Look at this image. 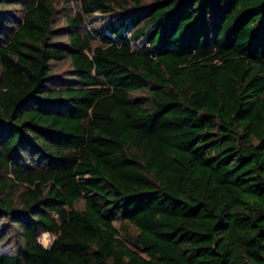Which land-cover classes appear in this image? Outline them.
Instances as JSON below:
<instances>
[{"label": "trees", "instance_id": "1", "mask_svg": "<svg viewBox=\"0 0 264 264\" xmlns=\"http://www.w3.org/2000/svg\"><path fill=\"white\" fill-rule=\"evenodd\" d=\"M62 1L0 0V264H264V0Z\"/></svg>", "mask_w": 264, "mask_h": 264}, {"label": "rangeland", "instance_id": "2", "mask_svg": "<svg viewBox=\"0 0 264 264\" xmlns=\"http://www.w3.org/2000/svg\"><path fill=\"white\" fill-rule=\"evenodd\" d=\"M29 0H3L5 5V11L14 14L15 20H19L21 17V9L24 4ZM52 6L55 10L54 18V30L56 32L55 42L63 47H67V35L72 31L73 33H80L82 35L93 32V30H102L104 25L110 22L113 18L108 16H103L99 13H96L92 16L86 17L84 26L81 29L73 30L68 29L65 18L67 16H73L77 11V5L73 2L68 1L64 2L62 0H51ZM10 28H15L16 21H9ZM98 44V39L95 40L94 45ZM66 51L67 57L59 62H54L51 67V75L55 79V85L51 87H60V86H69L72 84V81L75 79L73 68L71 66L70 59L68 57L69 51ZM3 230H0V253L15 254L21 247L19 236L16 235V228L10 221L2 220L1 225ZM121 237L125 238L128 241H133L135 236V230L126 223L117 222L115 223ZM53 238L47 233H43L39 236L38 242L43 247H48Z\"/></svg>", "mask_w": 264, "mask_h": 264}]
</instances>
